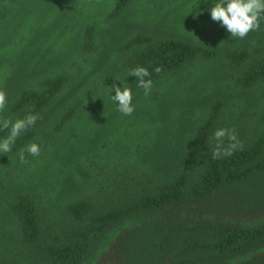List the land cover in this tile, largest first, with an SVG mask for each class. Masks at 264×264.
<instances>
[{"label": "trees", "instance_id": "1", "mask_svg": "<svg viewBox=\"0 0 264 264\" xmlns=\"http://www.w3.org/2000/svg\"><path fill=\"white\" fill-rule=\"evenodd\" d=\"M216 2L0 0V119L39 117L0 153V264H264V22Z\"/></svg>", "mask_w": 264, "mask_h": 264}, {"label": "clouds", "instance_id": "2", "mask_svg": "<svg viewBox=\"0 0 264 264\" xmlns=\"http://www.w3.org/2000/svg\"><path fill=\"white\" fill-rule=\"evenodd\" d=\"M210 16L214 22H218L222 27H225L232 37L240 39L245 38L250 32L258 31L261 22H264V0H217L210 8ZM154 71L159 74L162 71V66H158ZM130 76L136 77L138 81L137 87L143 88L145 95H149L152 88V80L145 79L150 77L147 68L137 65L129 73ZM115 92L112 95V100L117 102V110L123 115L130 116L134 112L132 105V90L113 84L111 87ZM7 92L0 90V112L7 107ZM38 115L29 113L23 118H18L14 123L7 119H0V131L7 130L8 134L0 138V153L8 154L12 151L17 139L22 133L33 127L38 119ZM10 129V130H9ZM214 139L216 146L213 150V159L229 157L235 151L242 150V144L238 140L234 129L220 128L215 130ZM225 139L228 143L225 145ZM23 151H27L32 156H39L42 147L36 143L26 145L21 152V160H24Z\"/></svg>", "mask_w": 264, "mask_h": 264}]
</instances>
